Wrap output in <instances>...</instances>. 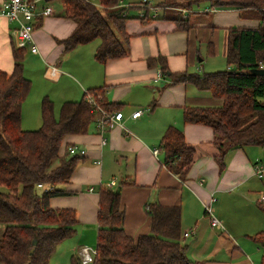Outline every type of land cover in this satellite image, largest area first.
Returning <instances> with one entry per match:
<instances>
[{
	"label": "crops",
	"instance_id": "obj_1",
	"mask_svg": "<svg viewBox=\"0 0 264 264\" xmlns=\"http://www.w3.org/2000/svg\"><path fill=\"white\" fill-rule=\"evenodd\" d=\"M3 1L0 0V6ZM33 1L39 7H51L54 14L36 21L41 23L33 32L37 53L25 50L24 76L31 83V91L22 106L21 129L40 128L44 97L53 103L57 115L63 103L80 101L84 92L101 88L104 102L119 106L116 112L123 114L120 123L104 132L97 127L95 116L85 135L63 140L61 156L68 147L84 154L70 183L59 187L66 195L49 200L53 210L76 212L77 234L58 246L60 253L64 257L66 253L69 257H78L81 247H95L97 189L114 181L113 189L129 180L135 187L121 190L124 231L128 236L136 238L149 233L147 203L176 206L181 209L182 234L194 230L193 236L181 237L189 260L202 264H259L261 250L252 237L264 231V214L258 206L264 182L254 176L253 166L264 161L263 150L244 147L228 152L220 172L214 160L219 153L213 144L212 130L184 124L182 117L186 107H215L220 102L190 83H173L169 75L162 74L155 82L161 69L149 67L147 63L149 59L164 57L170 73L204 74L203 68L197 66L203 62L199 61L202 51L208 58L220 53L224 57L227 29L257 28L259 23L245 20L235 9L218 10L210 5L211 9L205 12L190 10L185 14L191 28L188 32H178L173 19L158 15L159 9L156 13L149 11V21L142 23L141 17L125 8V15L129 17L125 32L131 37L128 55L102 65L94 58L98 41L65 52L59 41L73 33L75 23L63 17L59 3ZM87 1L92 4L96 1L94 5L99 7L97 0ZM141 1L150 4L149 0H122L121 5L132 7L131 4ZM13 28V23L0 17V72L8 74L13 68L14 42L10 35ZM209 44H213V56H209ZM137 111L142 112L141 116L132 119V113ZM169 127L179 129L185 143L195 150L185 181L169 172L159 151L153 154ZM207 205L222 229L210 226L205 213ZM1 227L3 233L4 227Z\"/></svg>",
	"mask_w": 264,
	"mask_h": 264
},
{
	"label": "trees",
	"instance_id": "obj_2",
	"mask_svg": "<svg viewBox=\"0 0 264 264\" xmlns=\"http://www.w3.org/2000/svg\"><path fill=\"white\" fill-rule=\"evenodd\" d=\"M49 1V0H48ZM47 1V2H48ZM63 9V17L75 23L73 33L59 41L65 52L94 41L99 44L94 58L100 64L127 57L130 36L125 32V8L122 0H97L96 7L87 0H50ZM207 1L218 10L235 9L240 13L259 14L257 28L226 30L224 59L226 70L202 75L170 73L164 57L147 61L149 67L159 66L173 83H190L198 91L207 92L220 102L215 107H186L183 123L209 127L218 155L214 160L223 171L225 155L244 147H259L264 155V77L251 72L264 67V0H163L156 7H174L179 3L191 9ZM183 7V8H184ZM145 11L142 23L149 21ZM178 32H188L191 26L181 18L172 20ZM35 23V29L40 26ZM209 56L214 55L209 44ZM26 51L12 46L11 73L0 72V264H49L57 247L76 236L77 217L72 209L53 210L52 197L66 195L59 188L70 183L78 154L60 155L65 137L82 136L88 132L95 115L91 103L83 97L77 102H65L55 115L54 105L44 97L41 101V126L36 131L21 129L22 106L31 90L24 76ZM101 109L115 113L120 107L106 104L103 89L88 91ZM158 151L165 167L185 181L195 150L187 145L183 133L169 127L163 134ZM264 162V161H263ZM42 185V188H38ZM135 187L124 180L113 190L97 189L96 251L91 264H202L187 257L182 245L181 209L147 203L149 233L136 238L124 231L125 214L121 209V190ZM47 190V191H45ZM264 213V204L258 203ZM36 239V246L32 245ZM261 250L259 264H264V231L252 237ZM69 264H80L77 256Z\"/></svg>",
	"mask_w": 264,
	"mask_h": 264
},
{
	"label": "built area",
	"instance_id": "obj_3",
	"mask_svg": "<svg viewBox=\"0 0 264 264\" xmlns=\"http://www.w3.org/2000/svg\"><path fill=\"white\" fill-rule=\"evenodd\" d=\"M47 3L48 0H43ZM120 6L127 8L128 6ZM149 11H155L154 8L148 6ZM144 10H138V16L144 17ZM54 14L53 9L47 5L39 7L36 1L33 0H4L0 6V17H4L9 23L14 24V28L11 29L10 35L14 42V47L19 50L29 49L32 54L37 53V48L33 44V32L35 30V23L37 20L44 19ZM260 69H264L261 67ZM162 72H159L154 79L158 81L162 78ZM85 100L91 103L94 114L96 116L95 121L97 127L101 132L106 129H111L123 120V114L121 112L109 113L101 109L98 105L100 97L94 98L89 92H84ZM141 111L132 113L131 118L136 119L141 116ZM67 152L69 154H78L82 156L83 151H78L75 147H68ZM158 150H155L153 154H157ZM253 174L259 180L264 182V162H257L253 166ZM116 185L114 181L110 182L107 187L112 188ZM38 188H42V185H38ZM47 191V190H45ZM259 203L264 204V193L260 195ZM205 213L209 216L210 226L212 228L222 229L218 221L212 216L209 205L205 206ZM194 235V230L184 232L182 238L186 239ZM96 254L94 249L88 247H82L78 251V258L80 264H91Z\"/></svg>",
	"mask_w": 264,
	"mask_h": 264
},
{
	"label": "rangeland",
	"instance_id": "obj_4",
	"mask_svg": "<svg viewBox=\"0 0 264 264\" xmlns=\"http://www.w3.org/2000/svg\"><path fill=\"white\" fill-rule=\"evenodd\" d=\"M150 4L147 2H139L136 4H131L132 7H127V9L131 10V14L133 13L134 15H138V10H144L145 11H149V9H147L148 6L152 7L155 9V13H156V9H159V16H168V18L171 19H176V18H181V19H185V14H187L188 12H190V10L192 12H205L206 9L209 10L210 8V4L207 1L201 2L198 5H194L191 9H187L184 7V4L179 3L178 5L174 6V7H168V8H164V7H156V5L158 4L157 0H149ZM96 4V1L93 3ZM184 7V8H183ZM153 13V12H151ZM126 14V12H125ZM245 15L244 19L245 20H249L251 23L253 22H257L259 23V14L255 11H247L245 13H243ZM221 38V36H220ZM202 59V60H200ZM198 60V59H197ZM199 61H203L199 64H197V66L199 68H203V70L205 71V73H215V72H220V71H224L226 70V63H225V59L224 57L221 56V53L219 56L213 57V58H208L206 56V53L204 51H202L200 53V58ZM198 75H202V72H199ZM31 91V90H30ZM30 94V92H29ZM27 99V98H26ZM41 123V122H40ZM115 188H113L114 190ZM1 191H5L4 188H0ZM261 210V209H260ZM263 213V211H261ZM264 214V213H263ZM2 235V227L0 225V237ZM82 248V247H81ZM59 251V247L56 251V253L53 254L49 264H69V256L66 253V256H63V253L61 254Z\"/></svg>",
	"mask_w": 264,
	"mask_h": 264
},
{
	"label": "water",
	"instance_id": "obj_5",
	"mask_svg": "<svg viewBox=\"0 0 264 264\" xmlns=\"http://www.w3.org/2000/svg\"><path fill=\"white\" fill-rule=\"evenodd\" d=\"M253 75L255 76H261V77H264V69H258V70H253L251 72ZM37 242H36V239H33L32 241V245L33 246H36Z\"/></svg>",
	"mask_w": 264,
	"mask_h": 264
}]
</instances>
